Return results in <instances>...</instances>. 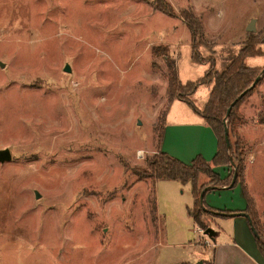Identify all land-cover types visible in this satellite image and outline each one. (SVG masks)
<instances>
[{"label": "rangeland", "instance_id": "1", "mask_svg": "<svg viewBox=\"0 0 264 264\" xmlns=\"http://www.w3.org/2000/svg\"><path fill=\"white\" fill-rule=\"evenodd\" d=\"M199 1L0 0V149L12 152L0 163V264H209L204 241L213 239L192 215L191 184L149 177L168 107L170 119L194 115L183 101L169 106L155 48L168 47L179 81H195L210 64L193 63L181 13L201 20L200 53L221 67L250 34L263 40L264 0ZM207 89L189 96L199 108ZM263 110L264 82L230 139L242 143L243 179L264 227ZM226 167L230 182L235 167ZM202 220L232 230V218Z\"/></svg>", "mask_w": 264, "mask_h": 264}, {"label": "trees", "instance_id": "2", "mask_svg": "<svg viewBox=\"0 0 264 264\" xmlns=\"http://www.w3.org/2000/svg\"><path fill=\"white\" fill-rule=\"evenodd\" d=\"M161 10L167 14H173L171 6L169 7V5H167V7H161ZM181 15L191 35L193 63H209V68L202 77L195 81H187L183 84L178 79L175 61L171 57L168 47L161 45L157 46L155 48V54L157 56H163L166 62L170 103L173 101L174 97H177L187 103L196 114L201 116L217 135L218 151L210 163L206 161L203 156L197 155L191 163L187 164L160 150L159 153L149 161V177H154V179L177 180L182 184L190 183L195 197V210H193L192 215L198 227L204 230L209 227L206 226L202 220L203 215H222L220 212L225 213L224 216H232V214L238 212L249 214L259 234V236H255L257 245L264 256V227L260 225L252 197L244 182L243 161L241 153L237 151V148L239 145L242 146V143L238 136L235 141V146L232 144L231 139L230 146H228L225 141V126L227 125L229 138H231L236 134V130L246 123V119L240 113V107L252 95L257 87L264 82L263 73L260 80L254 85L255 79L262 73L264 67H250L246 64V59L248 57L262 54L259 48L261 39L257 38L256 34H250L239 53L223 71H219L216 68L214 59L210 60L200 53V47H207L208 44L205 39L201 20L191 11H183ZM203 85L210 87V95L204 107L199 108L189 99V96L195 94L198 88ZM234 102L235 104L232 106L230 114L227 116V111ZM258 122L260 125H264V110L259 114ZM233 162H235V165ZM227 164H231L236 168L234 174L237 175V178L233 187L240 185L242 188L247 201V207L244 210L221 211L214 209L207 205L205 194L203 200H200V195L204 190L207 192L212 188L231 185L232 180L227 182V179H222L214 170V167ZM204 176L208 178V183L201 181Z\"/></svg>", "mask_w": 264, "mask_h": 264}, {"label": "crops", "instance_id": "3", "mask_svg": "<svg viewBox=\"0 0 264 264\" xmlns=\"http://www.w3.org/2000/svg\"><path fill=\"white\" fill-rule=\"evenodd\" d=\"M203 1L214 4L213 0ZM195 2H197V0H195ZM216 18L212 17L213 23L216 21ZM204 27L206 28L205 23ZM259 48L261 49L262 54L248 57L246 59V64L248 66L264 67V38L261 41ZM240 50L241 49L233 53L226 62H223L221 67H219L218 63H216L217 69L219 71H223ZM205 71L206 68L204 72ZM206 87L208 88L206 93V98L208 100L210 87ZM196 93L194 95H196ZM177 100L182 101L178 98H174L169 106L173 105V103ZM190 110L194 115H190V113L188 114L184 111H177L176 117L170 119L169 116L171 114V108L168 107L164 118V128L160 143V150L187 164L191 163L197 155L203 156V158L210 163L218 151L217 135L201 116L196 114L191 108ZM183 117H186V119ZM255 160L254 154H251L247 160V173L249 171V166L255 164ZM214 170L222 179L227 176L228 172L226 165L214 167ZM246 178L247 183H249V177ZM252 197L254 200L257 198L255 193L252 194ZM205 201L208 206L221 211H240L247 207V201L240 185L235 187L223 185L217 188H212L205 193ZM258 201L260 200L257 199V202ZM218 216L232 218L231 222L233 226L231 231H222L219 228L218 230L214 229L215 235L211 237L213 242L209 239H205L204 242L208 243L207 245L211 249V252L207 255V263L264 264V256L259 250L255 235L247 217L243 215L224 216L223 214H218ZM261 217H264V214H261ZM221 234H225L226 237L219 238Z\"/></svg>", "mask_w": 264, "mask_h": 264}, {"label": "water", "instance_id": "4", "mask_svg": "<svg viewBox=\"0 0 264 264\" xmlns=\"http://www.w3.org/2000/svg\"><path fill=\"white\" fill-rule=\"evenodd\" d=\"M255 22H256L255 19H252L250 21L249 25L247 26V31L248 32H255L256 31ZM65 71H70V66L69 65H66ZM263 73H264V69H263L262 73L255 79L254 85L260 80V78H261ZM234 104H235V102L232 103V105L229 107V109L227 111V116L230 114L231 108H232V106ZM225 141H226L227 145L230 146L229 130H228L227 125L225 126ZM11 160H12V152H11V150L9 148L0 149V163H5V162L11 161ZM236 178H237V175L234 174L232 183H231V185H229L230 187H232L234 185V183L236 181ZM205 192H206L205 190L202 191V193L200 195V200L201 201L203 200ZM221 214L224 215L225 213H221ZM232 215H243V216L247 217L254 235L255 236H259L258 231L255 229V227L253 225V220L251 219L249 214H247L245 212H238V213H235V214H232ZM204 233L208 234L210 237L215 235V231L211 227H209L206 230H204Z\"/></svg>", "mask_w": 264, "mask_h": 264}]
</instances>
